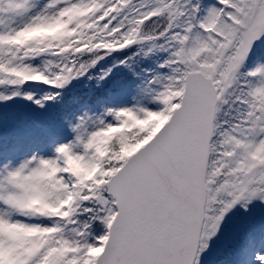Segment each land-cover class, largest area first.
<instances>
[{
    "label": "snow or ice",
    "instance_id": "snow-or-ice-1",
    "mask_svg": "<svg viewBox=\"0 0 264 264\" xmlns=\"http://www.w3.org/2000/svg\"><path fill=\"white\" fill-rule=\"evenodd\" d=\"M0 264H264V0H0Z\"/></svg>",
    "mask_w": 264,
    "mask_h": 264
}]
</instances>
